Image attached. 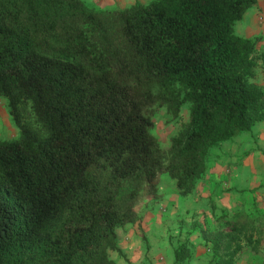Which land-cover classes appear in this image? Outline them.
Here are the masks:
<instances>
[{"label": "trees", "instance_id": "16d2710c", "mask_svg": "<svg viewBox=\"0 0 264 264\" xmlns=\"http://www.w3.org/2000/svg\"><path fill=\"white\" fill-rule=\"evenodd\" d=\"M254 4L0 0V97L18 129L0 140V264H116V228L136 220L162 174L189 194L213 147L264 120L251 80L264 46L255 56L258 38L234 30ZM185 103L165 151L153 115L176 117ZM255 212L252 228L264 218ZM225 223L213 242L219 264H233L255 241L249 223Z\"/></svg>", "mask_w": 264, "mask_h": 264}, {"label": "crops", "instance_id": "0c3cea01", "mask_svg": "<svg viewBox=\"0 0 264 264\" xmlns=\"http://www.w3.org/2000/svg\"><path fill=\"white\" fill-rule=\"evenodd\" d=\"M83 1L110 9L127 7L136 0ZM234 30L239 36L261 37L264 45V0H255ZM247 132L248 136L237 135L223 142L218 155H214V148L211 150L206 170L189 194L178 191L169 197L158 187L157 199L137 206L136 220L116 228L117 249L108 250L110 259L116 264H176V247L168 240L175 221L171 216L179 219L187 214L201 220L203 216L212 217L214 209V214L223 210L230 215L232 211L248 212L251 207L264 212V120ZM190 241L195 240L191 237ZM193 252L201 255L197 248Z\"/></svg>", "mask_w": 264, "mask_h": 264}, {"label": "rangeland", "instance_id": "374dc122", "mask_svg": "<svg viewBox=\"0 0 264 264\" xmlns=\"http://www.w3.org/2000/svg\"><path fill=\"white\" fill-rule=\"evenodd\" d=\"M131 1L133 0H128V2ZM136 1L148 3L151 0ZM254 38H258L255 50V56H257L264 45L262 43L261 37ZM251 80L264 89V64H262L260 61L257 62V65L253 69ZM189 105L190 103H185L179 110V113L176 117H173L165 107L158 108L153 115L152 119L154 122V127L152 129V133L156 137L160 147L163 150L166 151L168 149L172 136L177 134L178 131L188 121ZM17 133L18 129L13 123L8 112L6 100L0 97V140L12 139L17 135ZM238 135L248 136L249 132H240ZM221 144L222 143L213 147L215 156L218 155L217 152L221 151ZM158 187H160L162 190H165V195H169V197L175 196L174 194H177L178 192L175 185V180L169 177L167 174H162V176H160ZM157 198V195L155 197L142 195L138 200L136 207L146 205ZM211 208L213 209V207ZM214 210L212 217L210 216L206 218V216H203L200 217L201 220L199 218L194 219V215L190 217L187 214L179 219L169 216L170 219L175 220L171 223L169 228V244L173 247H177L181 242V244H185L187 246V256L183 260L176 261V264H219L221 253L220 247L216 248V250L213 241L215 240V236L218 235V233H224V231L227 230V227H229L228 224H230V222L226 224L225 221H230L231 219H240L244 222V224H248V217L250 215H256V212L252 207L248 212L232 211L230 212V215H228L229 212L225 213L223 210L217 211V213L214 214ZM231 225L234 227L239 226L237 223ZM247 231L248 233H252L254 236V249L253 247L244 245L242 251L234 258L233 264H264V218L262 221H260L259 218L258 220L256 218L253 223V228L249 223V228ZM191 237H193L195 240L194 242L190 241ZM196 248L197 251L201 252L200 256H196L194 254L193 251ZM193 257H196L198 261L194 260Z\"/></svg>", "mask_w": 264, "mask_h": 264}]
</instances>
